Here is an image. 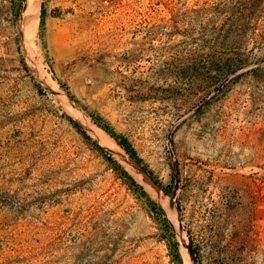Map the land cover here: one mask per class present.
Returning a JSON list of instances; mask_svg holds the SVG:
<instances>
[{
  "label": "rangeland",
  "instance_id": "rangeland-1",
  "mask_svg": "<svg viewBox=\"0 0 264 264\" xmlns=\"http://www.w3.org/2000/svg\"><path fill=\"white\" fill-rule=\"evenodd\" d=\"M173 242L264 264V0H0V264H179Z\"/></svg>",
  "mask_w": 264,
  "mask_h": 264
},
{
  "label": "trees",
  "instance_id": "trees-1",
  "mask_svg": "<svg viewBox=\"0 0 264 264\" xmlns=\"http://www.w3.org/2000/svg\"><path fill=\"white\" fill-rule=\"evenodd\" d=\"M43 28H44V9L41 8L40 17H39V30L41 31ZM53 78H54V76H53ZM89 116L91 117L93 122L98 127H100L111 139L114 140L116 145L120 149H122L124 151V153L135 164H137L143 171H145L146 174H148L155 181V184H157L160 187V189L166 191L165 187L161 186V184H159V182L156 180L153 172L146 166V164L143 162L142 158L138 155L136 149L134 148V146L132 145V143L128 140V138L126 136L116 132L109 124L102 122L100 116H98L97 114L90 113ZM67 119L70 123L73 124V126H75L79 130V132L81 134H83V136L88 138L87 133L80 128L79 124L73 118L68 116ZM98 149L103 152V154L106 156L107 160H109L111 163L117 165L115 160L107 154L106 150H104L101 146H98ZM119 168H120V171H122L124 175H126L131 181H133L132 177L126 171H124L122 167L119 166ZM153 205H155V204H153ZM165 223H166V221H165ZM166 227L168 228L167 223H166ZM190 246L192 247V243L190 244ZM172 249L175 253L176 260L178 261L179 264H182V259H181L180 254L177 251V247H176L175 242H173ZM192 252L195 253V249L192 248ZM195 261H197V260L195 259ZM197 264H199L198 261H197Z\"/></svg>",
  "mask_w": 264,
  "mask_h": 264
},
{
  "label": "bare ground",
  "instance_id": "bare-ground-1",
  "mask_svg": "<svg viewBox=\"0 0 264 264\" xmlns=\"http://www.w3.org/2000/svg\"><path fill=\"white\" fill-rule=\"evenodd\" d=\"M27 3L28 4H30V5H34L35 3H36V0H27ZM37 6V5H36ZM33 15V14H32ZM31 16V15H30ZM31 18V17H30ZM32 21V20H31ZM28 27V26H27ZM31 32V31H30ZM30 36V35H29ZM88 128H90V127H88ZM92 129V128H91ZM93 131V130H92ZM104 134V133H103ZM102 135V134H101ZM98 136V135H97ZM100 137H102V136H100ZM104 137H105V135H104ZM109 139V138H108ZM113 140V139H112ZM102 143V142H101ZM104 143V142H103ZM113 144H114V142H112ZM108 144V143H107ZM106 147H108V146H106ZM116 147V146H115ZM110 148H112L111 147V144H110ZM114 148V147H113ZM121 150V149H120ZM119 151V150H118ZM120 153V152H119ZM123 157V156H122ZM121 157V158H122ZM183 245H184V243H183ZM184 247H185V249H186V246L184 245Z\"/></svg>",
  "mask_w": 264,
  "mask_h": 264
},
{
  "label": "water",
  "instance_id": "water-1",
  "mask_svg": "<svg viewBox=\"0 0 264 264\" xmlns=\"http://www.w3.org/2000/svg\"><path fill=\"white\" fill-rule=\"evenodd\" d=\"M191 255H192V257H193V252H192V251H191ZM193 261H195L194 257H193Z\"/></svg>",
  "mask_w": 264,
  "mask_h": 264
}]
</instances>
